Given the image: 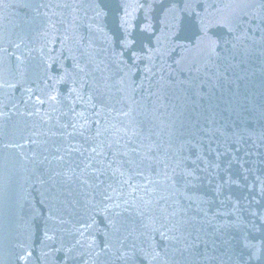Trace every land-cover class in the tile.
Wrapping results in <instances>:
<instances>
[{"label":"water","instance_id":"1","mask_svg":"<svg viewBox=\"0 0 264 264\" xmlns=\"http://www.w3.org/2000/svg\"><path fill=\"white\" fill-rule=\"evenodd\" d=\"M0 264H264V0H0Z\"/></svg>","mask_w":264,"mask_h":264}]
</instances>
